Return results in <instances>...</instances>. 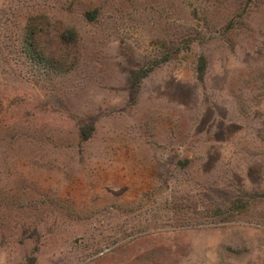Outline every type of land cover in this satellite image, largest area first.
<instances>
[{
	"label": "rangeland",
	"instance_id": "374dc122",
	"mask_svg": "<svg viewBox=\"0 0 264 264\" xmlns=\"http://www.w3.org/2000/svg\"><path fill=\"white\" fill-rule=\"evenodd\" d=\"M0 264H264V0H0Z\"/></svg>",
	"mask_w": 264,
	"mask_h": 264
}]
</instances>
